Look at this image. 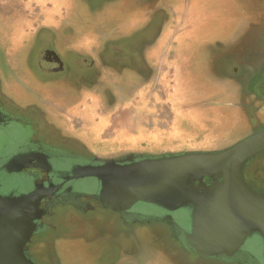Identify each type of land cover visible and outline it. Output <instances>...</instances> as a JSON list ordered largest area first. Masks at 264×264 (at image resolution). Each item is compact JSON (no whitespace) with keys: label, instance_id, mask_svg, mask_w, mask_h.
<instances>
[{"label":"flooded vegetation","instance_id":"obj_1","mask_svg":"<svg viewBox=\"0 0 264 264\" xmlns=\"http://www.w3.org/2000/svg\"><path fill=\"white\" fill-rule=\"evenodd\" d=\"M114 1L89 7L90 0H0V131L15 125L26 131L14 143H0V194L53 188L39 202L43 213L26 244L29 255L35 264L56 263V244L85 240L84 229L111 212L115 224L129 232L140 225L162 226L163 231L152 230L149 240L166 243L163 250H141L137 256L123 252L120 263L264 264V241L257 233L231 253H200L188 236L191 207L137 201L117 210L101 198L98 179L74 176L77 168L105 160L122 163L225 149L232 144L215 147L241 118L256 123L254 132L261 129L264 89L257 85H264V0L219 1L218 28L230 29L224 31L229 33L224 51L213 56L226 58L223 79L217 69L205 76L192 50L209 32L203 17L206 0H135L115 15ZM154 11L159 21L145 33ZM142 28L144 33L135 37ZM39 39L55 43L47 41L33 55ZM58 50L76 56L65 61ZM209 90L225 96L233 109L222 113L213 108L217 96L212 103L195 102L200 98L195 95L205 98ZM255 158L246 164L244 176L264 195L256 189L264 190V184L256 182ZM250 173L256 187L247 180ZM43 255H52L50 262Z\"/></svg>","mask_w":264,"mask_h":264},{"label":"water","instance_id":"obj_2","mask_svg":"<svg viewBox=\"0 0 264 264\" xmlns=\"http://www.w3.org/2000/svg\"><path fill=\"white\" fill-rule=\"evenodd\" d=\"M262 153L264 126L225 149L105 160L77 168L74 176L98 179L101 198L117 210L137 201L191 207L192 245L200 253L218 255L238 250L255 233L264 241V195L244 176L246 164ZM52 190L39 186L0 194V264H35L26 244L43 213L39 202Z\"/></svg>","mask_w":264,"mask_h":264},{"label":"rangeland","instance_id":"obj_3","mask_svg":"<svg viewBox=\"0 0 264 264\" xmlns=\"http://www.w3.org/2000/svg\"><path fill=\"white\" fill-rule=\"evenodd\" d=\"M220 0H206L205 1V26L210 27L209 32L219 30V32H213V33H207L206 38H202L196 41V43L193 45V53L194 55L197 54L198 58V65L197 67L201 66L199 62L202 61V67H204L205 73L207 77H211V75H214L211 73L213 69H217L216 72L220 74V77L223 79L226 76L225 71V64H226V58L223 57L219 61L216 59L213 60V56L218 55V53H222L221 50L224 51L226 47V42L229 39L228 35L229 33H225L224 31H230L229 28L223 27V29L218 28L220 25L217 23L220 22V19L222 17V3L219 4ZM88 2V1H86ZM85 2V4H86ZM100 0H90V6L93 7L96 4H101ZM114 5L111 8L113 14L115 15L121 10L126 9V7H130L134 4L135 0H124L121 2V0H115ZM82 5V3L79 4V7ZM83 6V5H82ZM81 6V7H82ZM240 7H235L236 15L240 14ZM233 11V10H232ZM219 14V15H218ZM149 15V14H148ZM159 12L154 11L153 14L150 16L149 19H147V22L145 24V33H149L150 30L153 31L155 29V26L157 25L159 21ZM220 16V18L218 17ZM221 23V22H220ZM215 29H212L211 27L215 26ZM197 33V31H195ZM144 30L143 28L139 30L137 33L134 34L135 37H140L138 34H143ZM195 33V34H196ZM195 38V36H193ZM50 40V39H49ZM45 39H39L36 40L34 43L33 49V55H37L39 53V50L46 46L48 43ZM50 42L54 45L55 41L50 40ZM218 43H221L218 45ZM264 44V40H263ZM223 45V46H221ZM222 47V48H221ZM197 50V51H196ZM60 52V50H58ZM32 53V52H31ZM30 53V57L31 54ZM60 55L65 61H69L72 59V57L76 56L75 52L68 51V52H60ZM219 56V55H218ZM36 58V57H35ZM202 58V59H201ZM217 66V68H216ZM195 68V67H194ZM264 68V65L263 67ZM72 72L77 71V69L73 70V67L70 68ZM197 77L199 78L198 69L196 68L195 71ZM225 74V75H224ZM223 76V77H222ZM254 86V83H252ZM260 82L259 85H257L258 89L262 91L264 89V85ZM211 90L208 91V96L205 98H201V95H195L193 98L200 97L199 99H194L195 102H200L201 100L207 101L208 103H212V99H214V96H217V100L214 101V106L216 110H219L222 113H226V110L229 109L228 107L233 109V106L227 105L226 97L219 95L217 93H211ZM23 98L25 100L28 96L27 94L23 93ZM228 97V96H227ZM20 101H23L21 98L18 99ZM201 108H205L204 106H199ZM206 109V108H205ZM239 119V116H238ZM243 121V118L236 120L235 124L228 128L230 130L229 132L226 130L225 133H223V139L220 146L215 147V149H220L226 147V144L231 145L244 137L248 136L254 130H256V123L255 122H245ZM236 126V127H234ZM234 127V128H233ZM26 134V131L23 130V128L19 126H12L7 130L0 131V143H14L15 140H18L23 135ZM227 145V146H228ZM1 146V145H0ZM257 156L256 158H258ZM255 158V159H256ZM253 162V161H252ZM251 162V163H252ZM256 167L254 172L257 174L258 179L256 182H260L264 184V156L258 158L256 161ZM253 165V164H252ZM250 165L247 169L251 170ZM253 173H250V175L247 176V180L255 186L253 183L255 181V175H252ZM253 180V181H252ZM256 187V186H255ZM259 192H263L264 190L259 189L256 187ZM63 209L56 210L57 212L62 211ZM102 215H105L106 217H103L100 222L94 223L91 225V228L84 229V233L86 234L85 240H79L76 242H64L56 244L55 247V256H57V262L54 264H84L82 262H85L86 264H127L126 262H121V258H124L123 252H127L128 250H131L134 256H137L138 253H141V250L149 251V249H155V250H163L162 249V242L165 243V241H162L160 239L161 237L158 236L157 238L160 239L162 242L161 244L154 243L153 241L149 240V237L151 238V233L153 229H156L157 232L163 231V227L160 225H140L135 228L133 232H129L127 230H123L120 225L115 224V216L111 212H103ZM60 217V216H58ZM57 225H59L58 222L55 221ZM154 227L151 229V227ZM63 227L59 226V230H61ZM65 230H62L63 232ZM162 238H166L165 234ZM166 244V243H165ZM164 244V245H165ZM137 254V255H136ZM128 256V255H127ZM47 261L50 262L51 256H45L43 255ZM194 258V256H189ZM85 259V260H84ZM179 259L184 261V257H180ZM205 264H213L210 263V261H205Z\"/></svg>","mask_w":264,"mask_h":264}]
</instances>
